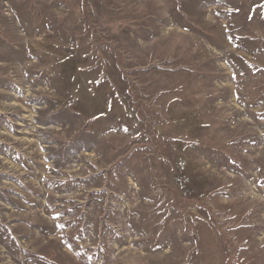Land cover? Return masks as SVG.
Returning a JSON list of instances; mask_svg holds the SVG:
<instances>
[{
    "label": "rangeland",
    "instance_id": "rangeland-1",
    "mask_svg": "<svg viewBox=\"0 0 264 264\" xmlns=\"http://www.w3.org/2000/svg\"><path fill=\"white\" fill-rule=\"evenodd\" d=\"M0 264H264V0H0Z\"/></svg>",
    "mask_w": 264,
    "mask_h": 264
}]
</instances>
